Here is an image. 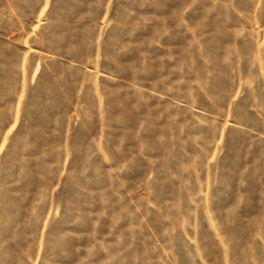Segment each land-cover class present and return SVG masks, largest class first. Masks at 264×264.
<instances>
[{
  "label": "rangeland",
  "instance_id": "1",
  "mask_svg": "<svg viewBox=\"0 0 264 264\" xmlns=\"http://www.w3.org/2000/svg\"><path fill=\"white\" fill-rule=\"evenodd\" d=\"M0 264H264V0H0Z\"/></svg>",
  "mask_w": 264,
  "mask_h": 264
}]
</instances>
